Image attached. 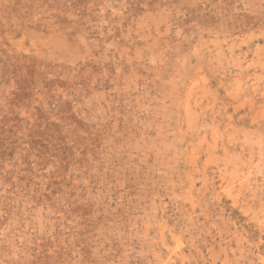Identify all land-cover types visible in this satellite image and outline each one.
Segmentation results:
<instances>
[{
	"label": "rangeland",
	"instance_id": "obj_1",
	"mask_svg": "<svg viewBox=\"0 0 264 264\" xmlns=\"http://www.w3.org/2000/svg\"><path fill=\"white\" fill-rule=\"evenodd\" d=\"M0 264H264V0H0Z\"/></svg>",
	"mask_w": 264,
	"mask_h": 264
}]
</instances>
